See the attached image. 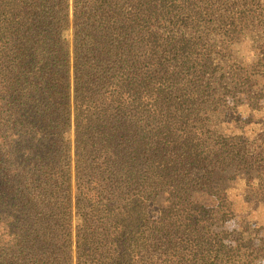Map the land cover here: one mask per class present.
Wrapping results in <instances>:
<instances>
[{
    "label": "trees",
    "instance_id": "trees-1",
    "mask_svg": "<svg viewBox=\"0 0 264 264\" xmlns=\"http://www.w3.org/2000/svg\"><path fill=\"white\" fill-rule=\"evenodd\" d=\"M262 18L260 0H0V264H264V238L218 230L228 179L264 185V133L225 129L258 108L236 47Z\"/></svg>",
    "mask_w": 264,
    "mask_h": 264
},
{
    "label": "rangeland",
    "instance_id": "rangeland-1",
    "mask_svg": "<svg viewBox=\"0 0 264 264\" xmlns=\"http://www.w3.org/2000/svg\"><path fill=\"white\" fill-rule=\"evenodd\" d=\"M260 1L264 11V0ZM260 37V42L257 41V37L250 39L245 37V41L236 47V57L240 61L239 66L243 67L242 72L251 73L256 79L253 95L261 94L257 100L258 108L250 109L246 106L244 109H239V119L229 111L225 118V129L230 134L247 140H253L258 134L264 133V52L262 53L261 50L264 51V47L259 46L260 43H264V36ZM226 188L230 215L220 223L218 230L226 233L227 240L232 244H239L240 241L247 239L264 238V185L261 191H257V188L253 189V186L245 183L244 177L240 176L236 180L228 179ZM199 199L208 206L215 207L217 204L215 199L205 195L199 196Z\"/></svg>",
    "mask_w": 264,
    "mask_h": 264
},
{
    "label": "water",
    "instance_id": "water-1",
    "mask_svg": "<svg viewBox=\"0 0 264 264\" xmlns=\"http://www.w3.org/2000/svg\"><path fill=\"white\" fill-rule=\"evenodd\" d=\"M66 36H67V34L64 35V37H66Z\"/></svg>",
    "mask_w": 264,
    "mask_h": 264
}]
</instances>
